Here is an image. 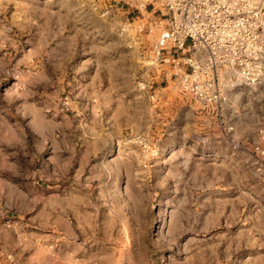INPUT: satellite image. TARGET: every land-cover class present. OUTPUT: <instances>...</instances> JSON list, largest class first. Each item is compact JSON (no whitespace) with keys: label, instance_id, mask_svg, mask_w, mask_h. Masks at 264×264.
Wrapping results in <instances>:
<instances>
[{"label":"rangeland","instance_id":"rangeland-1","mask_svg":"<svg viewBox=\"0 0 264 264\" xmlns=\"http://www.w3.org/2000/svg\"><path fill=\"white\" fill-rule=\"evenodd\" d=\"M92 1L0 0V264H264V80L203 109Z\"/></svg>","mask_w":264,"mask_h":264},{"label":"built area","instance_id":"built-area-1","mask_svg":"<svg viewBox=\"0 0 264 264\" xmlns=\"http://www.w3.org/2000/svg\"><path fill=\"white\" fill-rule=\"evenodd\" d=\"M103 15L124 2L136 10L121 27L156 31L150 65L203 109L223 108V77L244 86L264 80V0H93ZM144 22V23H142ZM141 91L151 82L140 81ZM156 94L151 98L155 99Z\"/></svg>","mask_w":264,"mask_h":264},{"label":"crops","instance_id":"crops-1","mask_svg":"<svg viewBox=\"0 0 264 264\" xmlns=\"http://www.w3.org/2000/svg\"><path fill=\"white\" fill-rule=\"evenodd\" d=\"M83 7H85V4H82ZM86 7L91 8V10H93V12H96L99 15V11H102V7H100L99 9H95L93 6L91 7V5H87ZM111 11H118L120 18H122L123 20L126 19L127 17H133L136 14V10L132 7H130L129 5L125 4L124 2L121 3H117L115 4Z\"/></svg>","mask_w":264,"mask_h":264}]
</instances>
